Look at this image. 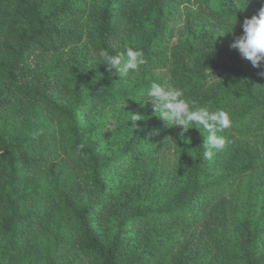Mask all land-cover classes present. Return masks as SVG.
<instances>
[{"label":"trees","instance_id":"obj_1","mask_svg":"<svg viewBox=\"0 0 264 264\" xmlns=\"http://www.w3.org/2000/svg\"><path fill=\"white\" fill-rule=\"evenodd\" d=\"M261 8L0 0V264H264V62L230 47ZM127 48L120 79L100 53ZM153 82L226 112L224 149L161 120Z\"/></svg>","mask_w":264,"mask_h":264},{"label":"clouds","instance_id":"obj_2","mask_svg":"<svg viewBox=\"0 0 264 264\" xmlns=\"http://www.w3.org/2000/svg\"><path fill=\"white\" fill-rule=\"evenodd\" d=\"M237 22V16L236 21ZM234 24V26H235ZM231 31L226 33H232ZM243 34L235 37L230 45L236 49L245 59L249 60L254 67H260L264 62V8H261L258 15L251 18H245L242 24ZM100 57L104 65L109 70L116 69L120 79L129 77L132 73H138L141 66L145 64L143 52L133 48H127L124 52L117 54H108L101 52ZM146 99L144 103H151L154 113L159 114V118L166 122L169 127H181L184 132L199 126L208 132L206 140L204 139V156L211 159L214 151L224 149L226 140L217 133L231 127L229 115L222 111H210L207 108H194L191 100L185 99V92L181 88L171 85H163L153 82L144 93ZM142 107V106H141ZM130 122L132 128L136 127L137 121L146 120L147 117L141 114L130 113ZM194 158V157H193Z\"/></svg>","mask_w":264,"mask_h":264}]
</instances>
